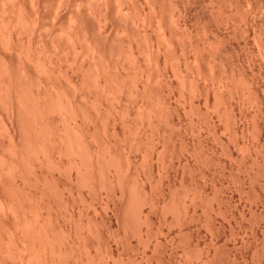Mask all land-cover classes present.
<instances>
[{
	"label": "bare ground",
	"instance_id": "obj_1",
	"mask_svg": "<svg viewBox=\"0 0 264 264\" xmlns=\"http://www.w3.org/2000/svg\"><path fill=\"white\" fill-rule=\"evenodd\" d=\"M216 1L219 5L217 10L223 9L225 4L228 5L227 0ZM260 1L262 0H248V4L257 10ZM180 4L176 0H0V264H6L7 261V264H89L93 260L92 255L89 254L91 244L88 245L87 241H90L93 233L97 235L100 229L98 223H95V219L87 215L85 219L81 218L83 219L82 227H78L80 229L78 230L74 225L72 214L61 215V218L56 215L58 206L57 202L54 201L53 194L56 191L61 192L68 189V187L73 189L74 186L79 194L83 193L84 187L90 192V190L98 191L104 186L107 192L116 199L111 204L107 201L105 206H112L111 209L115 211L120 224L127 229L136 218L139 240L147 243L152 240L151 238H154L153 243L156 242L157 244L156 236L152 235L155 233L152 228L153 218L151 219L149 212L145 213V208H143L142 203H139V200L149 202L151 209H157V211L165 209L166 211V208L172 204L174 189L172 185L166 183L164 184V188L167 185L165 189L168 193H166L164 188H160L163 187V184H160V187L157 185L160 180H163L164 175L160 177L159 174H156L157 176L155 175L152 180L155 188L159 187V190L157 189L158 196H156V191L154 193L151 189L153 187H150L152 183L150 186L148 184L152 181H149L151 169H149L150 166L146 160L149 161L153 154L164 160L169 152L178 150L183 146L179 144L176 149L175 145L171 144L172 138H175L172 135L175 133L177 122H175L174 117L175 107L168 98V84H171V81L168 79L169 77L167 78L165 61L176 60L174 61L177 62L174 64L175 68L172 69L179 76H181V66L185 67L191 64L190 67L197 71L198 77L186 74L184 79L180 77L181 80L178 78L177 81L182 87L188 85L185 87L190 89L186 93L189 94L187 95L188 98L194 97L192 92H198L197 94L204 93L205 101H207L209 96L206 88L208 87L200 84V80L204 76L208 78L209 72L202 66L206 62L204 60L202 62V59L206 58L203 56V52L206 51L204 45L208 46L209 43L210 50L214 49L213 51L224 47L221 41L220 44L223 47H220L217 39L215 43V34L213 33L211 36L210 28L207 29L206 23H201L200 29L198 28L206 43L203 44L204 41L197 40L194 36L195 32L192 34L190 30L188 31L186 16H183L185 15L184 11L183 15L181 12L185 8H182L183 5ZM235 5L238 4L235 3ZM222 6L224 7L221 8ZM238 8L236 9L235 6L236 10ZM113 11L116 16L113 15ZM244 14L246 16L247 13L244 11ZM167 15L171 17V20L173 19L172 26L165 19ZM155 22L157 34L154 32V36H152V32V35L148 32L152 25L146 27L144 23L155 25ZM154 25L153 27H155ZM63 30L64 33H62ZM153 37H155L156 44ZM186 47H190L191 50L193 59L190 61L188 59L190 54L184 55V48ZM190 50L188 51L187 48L185 53L190 52ZM222 50L224 49L219 50L218 53ZM214 53L216 52H211V59H208L211 61L209 63L213 64H207L210 67L216 64L219 66L221 63L220 59L222 58H216L221 53L213 57ZM139 55H143L144 61H141L142 63L139 61L143 58L141 56L140 59ZM216 60L217 62H215ZM68 62L69 67L67 66ZM195 62H202V65L194 64ZM226 63L223 62L222 64ZM220 66L222 72L220 68L218 69H220L225 91L215 89L216 95L212 99L217 100V102L223 101L225 106L227 85L230 84L228 78H232L231 81H234L232 83L240 82L239 91H235L238 92L236 94L239 98L242 96L244 98L248 92L253 93L254 87L249 82V77L244 68L242 73L230 70L231 74H228L230 77H227V65ZM159 76H161L160 80H158ZM190 83L194 84L191 85ZM254 94L257 95V93ZM109 100L111 104L115 102V105L109 106L106 110L107 107L105 106L110 104L106 102ZM87 103L90 106L91 103L98 104V108L95 109L94 107L97 106L93 107V105L91 108ZM226 110L224 108L222 113ZM112 112L114 116L111 115ZM117 117H122L120 122L127 123V125L122 123L128 129L125 128L128 132V134L126 132V136L129 137V133L135 135L133 137L131 134L133 137V139L130 138L131 141L130 139L126 140L127 137L123 135L126 141H130L129 145L126 144L128 142L125 143L128 145V149L123 150L116 147V136L113 134H116V131L123 127L120 125V118L117 119L119 124H115ZM139 126H141V133L145 137L142 134L136 136L141 131ZM143 126L153 128L152 132H148L151 135L160 131L161 128V134L156 133V136L158 134L159 137H154L155 140H161L162 142H158H161V145L164 143L163 145L166 147L163 146L162 148L165 147L166 149L158 150L157 142H154L155 140L154 143L149 141L153 135L148 134L150 137H147V133L143 132L146 127L143 128ZM101 129L103 132H107L109 138L101 134ZM121 130L125 132V130ZM154 130L156 131L154 132ZM260 135L261 132L259 131L258 136L260 137ZM147 141L152 143H150L152 149L148 147L149 151L146 149ZM133 146H137L138 150L140 148L147 153L144 155L146 160L140 161L139 159L142 171L147 168L146 177L144 173L140 177L137 167L138 160L132 154ZM195 146H190V149L196 151L198 147L195 148ZM131 147L133 148L131 149ZM197 154H199L197 157L202 159L200 149ZM166 159L168 158L166 157ZM159 168L161 169V167ZM62 175L69 176L71 182L67 181L69 178L63 181ZM147 178L148 183L145 181ZM192 189L193 199L197 202L206 205L209 200L212 201L213 190H211L212 192L207 191L205 186L201 187V185ZM85 194H80L82 199L87 197ZM189 207L188 204L183 203V213L181 212L183 216L179 215L178 220L185 222L187 214H189L187 211ZM176 213L174 212V214ZM202 215V221L211 233L213 228L210 223L211 220L208 218L209 214L205 212ZM132 216L135 218L133 217V219ZM174 216L176 218V215ZM181 222L177 223L180 224ZM206 232L208 233V230ZM183 235L187 238V234L184 233ZM209 243H214L211 237ZM156 244L152 248L153 254L155 253V258L153 257L152 260L154 264H161L157 258L159 249ZM208 247L206 246L205 250L202 249V252L199 249L200 252L196 253L198 258L193 264H215L216 248L213 247L214 250L211 251V245ZM113 255L114 253L111 251L107 253L103 259L106 264L119 263V257L115 258L116 255ZM148 256L152 257V255ZM148 261L147 263H149Z\"/></svg>",
	"mask_w": 264,
	"mask_h": 264
},
{
	"label": "rangeland",
	"instance_id": "obj_2",
	"mask_svg": "<svg viewBox=\"0 0 264 264\" xmlns=\"http://www.w3.org/2000/svg\"><path fill=\"white\" fill-rule=\"evenodd\" d=\"M176 1L178 3H181L180 5H183L182 8L186 9V10L185 9L183 10L180 7V9H182L181 10L182 15H183V11H184L185 15H183V16H186L185 20H187L186 22L188 25V31L190 30V32H192V34L195 32L194 33V36H196L195 38L197 40L200 39V41L201 40L204 41L203 44H205L206 42L202 36L203 34L199 33L200 32L199 26L201 23L202 24L206 23L207 29L210 28L209 32H210L211 36L213 35V33L215 34L214 35L216 37V38L214 37L215 43H216V39H217V40H219V45H221L220 44V41H221V43L223 44L224 47L222 45L220 47H223L221 49H224V50H222V52L221 51L219 52V53H221V55H220L218 53V51L221 49H219L217 51H213L214 49L210 50L211 46H209L210 44L207 42L208 46H206V44H205L204 45L205 48L203 47L206 50L203 52V56H205L206 58H203V56H202L203 59L201 58L202 62H203V60L206 61V62H204L205 64L202 65L201 64L202 62H200V63L195 62L194 63V64H198V65L201 64L202 66L205 67L206 70H208L210 72V73L208 72V78L206 76H204L205 78L202 76L203 79H201V80L199 79L200 84H202V85L204 84V86L208 87L206 89H208L207 94L210 97V98L208 97L209 101L208 100L205 101L206 97H204L205 96V95H203L204 93L197 94L198 92L197 93L192 92V94H194L193 95L194 97H192L190 95L192 98L191 99L188 98L187 95H189V94H186V93H188L190 91V89L188 88L189 89V91H188V89L185 88V87H188V85L187 86L184 85L182 87L180 85L179 81H177V79L180 77H182V79H184V75H186V74H190L194 77L197 76V71H195V69H192L190 67L191 64H188L185 67L181 66L182 71L180 73L181 76H179V74L178 75L175 74V71L173 70L175 68L174 64L177 63V62H174L176 60L173 59V61L171 60V62L169 60L165 61V66L167 67V71L165 70L167 72L166 73L167 78L169 77L168 79L171 81V84H168V90H169L168 98L171 100L173 106L175 107L174 108V110H175V116L174 117H175V122H177V124L175 126V130H174L177 136L174 133L172 136H175V138L171 137L172 143L171 142L170 143L172 145L174 144L176 149L178 148L179 144H181L183 146L185 145V146L184 147L182 146L181 148H178V150L173 151L174 153L169 152L168 155H166V157L168 159H166V157H165V159L163 160V159H161L160 156L153 154L151 159H149V161L146 160V156H144L147 154L145 151H144L145 152L144 153L143 150L140 148L138 150L137 146H136L137 148L134 146H133L134 148L131 147V149L133 148L132 154L136 156L138 163H139V159H140V161L144 159V160H146V162H148L147 164H149L148 166H150V168L149 167L148 168L151 169L150 170L151 175H150L149 181H152L156 174H159L160 177H162L164 175L162 177L163 180L162 181L160 180V183L158 182L157 185H159V187H160V184H163V187L161 186L160 188H164V186H165L164 184L167 183V185L168 184L172 185L173 189H174L173 190L174 194L172 193V196H174V197H172V200H171L172 204L170 205L169 208H166V211H165V209H163L164 211L161 210L162 212L160 210L157 211V209H153V208L151 209V205H149V202L143 201L144 202L143 203L142 200H139V203L140 204L142 203L143 208H145L144 209L145 213L149 212L151 219L153 218L152 219V228H153V231L155 233H152V235L156 236L157 244H156V242L153 243L154 238H151L152 240L147 242V243L139 240V232L137 230L138 222H136V218L134 216H132V218L133 217L135 218L134 222H132V224H130V226H128L127 229L120 224V221L118 220V218L115 214V211L113 209H111L112 206L111 205H109V206L106 205L107 207L105 206L107 201H109L111 204L116 199L114 196L112 197L107 192V189L104 186H103V188H101L98 191L97 190L96 191L90 190V192H88V189L86 190V187H84V186H83L84 189L82 190L81 189L82 187L80 186V189L82 190V192L84 194L88 193V194H85V196L87 195V197L84 196L85 199L87 198L86 200L84 198L83 199L81 198L82 195L80 196V194H83V193L79 194L78 193L79 191L77 189H75L76 188L75 186H74L75 188L73 187V189L72 188L70 189V187H68V189H64L65 191L64 190L61 191L63 193L56 191L53 194L54 201H55V203L57 202L56 204L58 206L56 208V215L57 216L59 215L58 217L61 218V215L63 216L64 214H72L74 225L76 226V228L78 230H80L79 228L82 227L81 224L83 222V219H85V217H87V216L94 218L95 223L96 224L98 223L97 225L100 229L97 232V235L93 233V235H91L90 241L89 240L87 241L88 245L91 244V248L89 247L90 248L89 254L92 255L91 258L93 259L90 261L91 264H106V262L103 259H105L107 253H109L110 251L114 253L113 256L116 255L115 258L119 257L118 261L119 260L120 261L118 264H122V263L123 264H128V263L129 264H152L153 263L152 259H153V257L155 258V256H154L155 253L153 254L152 248L155 244H156V247L159 249L157 251V253H158L157 258L159 259L161 264H193L196 262V260L198 258L196 253H198L199 249H201V252H202V249L205 250L206 246L208 247L209 245H211V248H210L211 251H212L213 247H214V249L216 248L217 255L215 258V264H264V262H263L264 261V217H263L264 216V194H263L264 193V162H263L264 161V141H263V139H264V17H263L264 16V0L260 1L261 3H259V9H257V10H255V8L251 6V4L250 5L248 4V0H237V1L227 0V4L229 5V7H228V5L225 4L224 5L225 7L222 6L221 8L224 7L226 9L223 8L220 10V8H219L218 10L220 12L217 10V7L219 5H218V2L216 0H213V2H211V0H176ZM228 1H229V3H228ZM243 1H245V2L243 3ZM246 1H247L248 5L246 4ZM206 2H208V3H206ZM235 3L238 5H235ZM239 4H240V7L243 8L242 10L240 7H239L240 10L238 8ZM209 5H211V6H209ZM235 6H236V9L238 8V10L235 9ZM246 6H248V7H246ZM199 7H201V8H199ZM210 10H211V12H210ZM244 11L247 13L246 16L244 14ZM112 13H114V11ZM226 14H227V16H226ZM113 15L116 16L115 13ZM218 15H219V17H218ZM222 15H224V16H222ZM247 15H248V17H247ZM167 16L165 19H166V21H168L167 23H171V26H172V22H173L172 20L173 19L171 20L170 19L171 17H169V16L167 17ZM249 16H250V18H249ZM221 17H222V19H221ZM225 17H227V18H225ZM195 21L197 22V24ZM144 24L146 27H149L152 25L151 26L152 28L150 27L151 29L149 28L150 30L148 29V32L150 34L152 32L153 35L152 34L151 35L154 36V32L156 33V29H157L156 28V26H157L156 22H155V25L153 23L147 24L148 26L146 25V23H144ZM153 25L155 27H153ZM153 29H155V30L152 31ZM157 32H158V30H157ZM62 33H64V30ZM200 36H202V37H200ZM153 38H154L153 41L156 44L155 37H153ZM224 39H225V41H224ZM215 43H214V46H215ZM206 47H208V48H206ZM187 48L189 51L190 47H186L184 49L186 50ZM212 48H215V47H212ZM185 50H184V55L190 54V55H188V57H189L188 59L190 61L191 59H193L191 56V50L188 53H185ZM240 50H241V52H240ZM210 51L216 52L212 55L213 57H214V55H218V54L220 55V56L218 55L216 57V58H222V59H220L221 60L220 65H222V66L227 65V77H230L229 76L231 74L230 70L234 71V72L237 71V72L242 73L244 71L242 69L244 68L246 71L245 72L246 75L249 77V82H251V84L254 87L253 93L248 92V94L246 93L244 98H242L243 96L241 98H239L236 94L238 92H235V91H239L238 89L240 86L239 85L240 82L238 83V81H236L237 83L236 82L232 83V82H234V81H231L232 78H228V80L230 81V84L228 83V85H227L228 86L227 87L228 92H227V101H225V103H224L225 106L223 105V101L217 102V100L212 99L213 96L216 95V93H214V92H216L215 89L218 88L220 91H223V92L225 91V89H223L224 86H223V82H222L221 76H220V74H221L220 69L222 72V68H220L221 66L220 65H219L220 67L216 66V65H218L216 63H215L216 64L215 66H211V67L209 65H207V64L213 65L212 63H209L211 61L208 60V59H211L210 58L211 57ZM261 51H263V52H261ZM141 52H140V54L144 55V53H141ZM207 52H208V54H207ZM206 54H207V56H206ZM143 55H141L142 58H143ZM160 55L161 56L163 55L161 53V51H160ZM141 56L139 57L140 59H141ZM224 56H225V58H223ZM145 59H147V58L145 57ZM223 59H224V61H222ZM141 61H144V58H143V60H140L139 62H141ZM147 61H148V59H147ZM215 62H217V60ZM223 62L224 63L227 62V63L223 65L222 64ZM191 63H192V61H191ZM63 64H64V62H63ZM181 64L186 65L183 63H181ZM69 65L70 64L68 62L67 66L69 67ZM206 67H208V68L210 67V68L208 69ZM212 67H214V68H212ZM218 68H220V69H218ZM199 77L201 78V76H199ZM160 79H161V76H159L158 80H160ZM180 80H181V78H180ZM231 83H232V85H231ZM192 84H194V83H192ZM215 84H217V85H215ZM230 90H231V93H230ZM254 93H257V95ZM193 98H195V99H193ZM257 98H258V100H257ZM106 103H110V100ZM211 103H213V104H211ZM191 104L194 108L191 106ZM92 105H93V107L97 106V107H94L95 109L98 108V104H92L91 103V106ZM111 105H115V102L112 104L111 103L108 104V106H105V107H107L106 110ZM260 105H261V107H260ZM88 106L91 107L90 104H88ZM198 106H199V108H198ZM223 107L226 108L228 111L226 110L227 112L225 111L224 113H222V110H224ZM109 112H111V111H109ZM255 113H256V115H255ZM111 115L114 116L113 112ZM117 116H119V115H117ZM228 116H230V117H228ZM252 116H254L255 118ZM115 117H116V115H115ZM119 118H120V120H119ZM119 118L118 117L115 118V124L116 125H118L119 122L122 121L121 120L122 117H119ZM117 119L119 120V122ZM252 119H253V121H252ZM122 123L127 125V123L120 122L121 127L123 125ZM126 125H123V127L121 128V129L125 130V132H123L121 129H119L116 131L117 135L115 133L113 134V136H116V138H115L116 147L123 149V150L129 148L127 146L129 145L131 139H133V137L135 136L132 133H129V135H130L129 137H128V135L126 136V132H127L126 131V129H127ZM117 127H119V126H117ZM139 127L141 130V126H139ZM145 127L143 126V128H145ZM177 128H178V133H177ZM258 129L261 132L260 137L258 136V132H259ZM102 130L103 129H101V131ZM149 131L152 132L153 128H151V127L147 128L146 127V130L143 129V132L147 133L146 134L147 137H150L153 135V134L152 135L149 134L150 133ZM155 131L156 130H154V132ZM160 131H161V128H160ZM160 131H156L154 133V135L152 136V138H149L150 140L149 139L148 140L153 142L155 140V137H157V138L159 137L158 134L156 136V133H158V132L160 133ZM122 132L125 134H123ZM141 132H142V130L139 131L138 132L139 135L137 134L136 136H140L142 134ZM145 133H144V135H145ZM101 134L104 137L109 138L106 131H104V132L102 131ZM127 134H128V132H127ZM131 134L133 135V137ZM123 135H125L127 137L126 140L131 138L130 141L129 142L126 141L124 138L125 136H123ZM142 136H143V134H142ZM166 136H167V133H166ZM120 137H122L121 140H118V139H120ZM143 137H145V136H143ZM122 139H124L125 141ZM156 140L154 142H157L158 150L166 149L165 148L166 146L163 145L164 143H162V145H161V142H162L161 140H159V139L157 141ZM117 141H119V142H117ZM149 141H147V145H146V147H147L146 149H148V151L150 150L149 148H151L150 146L152 144ZM158 141H161V142H158ZM170 141H171V139H170ZM126 142H128V143H126ZM125 143L128 145H126ZM197 143L199 146L197 145ZM192 144L194 146L196 144L195 148L198 147V149L196 151H193L190 149V146H193ZM255 144L256 145L258 144V145L256 146ZM166 145H168V144H166ZM163 146H165L164 149L162 148ZM170 147H172V146L170 145ZM260 147H261V149H260ZM252 148H253V150H252ZM199 149H200L201 154H202L201 155L202 159H200V157H197L199 155V154H197V151ZM244 149H245V151H244ZM140 150H142V151H140ZM252 151H254V152H252ZM260 152H262L263 154ZM224 154H226V155H224ZM259 154H260V156H259ZM203 156H204L205 160H204ZM255 156L257 157V159ZM137 167L139 168L138 172L140 174V177L143 176V173H144V176L146 177L147 174L145 175V173H148V171H146L147 168H145L142 171L140 163L138 164ZM159 167H161V169ZM162 168H164V169H162ZM158 169H160V170H158ZM151 172L154 174H152ZM156 172H158V173H156ZM174 174H176V175H174ZM64 176L65 175H62V177H61V179L63 181L67 180L69 178L67 181L71 182V181H69L71 179L69 176H65V177ZM200 178H202V179H200ZM203 178H204V180H203ZM146 180H148V178L145 179V181ZM72 183H74V182L72 181ZM150 183H152L151 186H150ZM148 184L150 187H153V188H151L152 191L154 193L156 191V196H158L157 189L159 187H157V189H156L155 188L156 186L154 185L153 181L149 182ZM167 185H166V187H167ZM198 185H201V187L205 186V189L207 191L210 190V192H212L211 190H213L214 195H213V193H212L213 196L211 195L212 201L209 200V203L206 205H202L201 203L197 202V200L193 199V196H192L193 195V189L192 188H194L195 186L198 187ZM165 192L168 193L166 189H165ZM55 199H57V200H55ZM182 202L185 204H188V206H190L187 210L189 214H187V219H186L187 221L185 220V222H183V221L181 222L180 220L177 219V217L183 216V214H182L183 213V211H182L183 203ZM190 202H192V203L190 204ZM210 202H211V204H210ZM137 203H138V201H137ZM192 207H193V209H192ZM65 209H68V210H65ZM202 209H203V211H202ZM205 209H206V211H205ZM93 211H94V213H92ZM155 211H157V212H155ZM174 212L175 213L177 212V213L174 214ZM202 212L204 214H205V212L207 214H209L208 218H209V220H211L210 223H211L212 228H213L210 231L212 233V236H211V233H209V229L205 227L204 222L202 221V216H203ZM213 212H214V214H213ZM134 215L136 216V213ZM155 215H156V217H155ZM164 215H166V216L163 217ZM174 215H176V218ZM190 215H191V217H190ZM81 218H83V219H81ZM114 219H117V220H114ZM175 220H178V221H175ZM177 222L178 223L181 222V223L178 224ZM183 223L185 226L183 225ZM203 227L206 229H204ZM120 228H122V229H120ZM181 228H182V231H181ZM178 229H180V230H178ZM183 229H184V231H183ZM207 230H208V233L210 234L209 236L207 235L208 234L206 232ZM126 231H127V233L125 234ZM184 233L187 234V238L184 237V235H183ZM117 236H120V237H117ZM190 236H192V237H190ZM210 237L212 238V242H214L213 244L215 246L213 244L209 243ZM214 238H215V240H214ZM184 239H186V240H184ZM151 243H153V244L151 245ZM219 245H221V246H219ZM96 247H97V249H96ZM251 252H252V254H251ZM148 255H152V257L148 256ZM140 256L142 257L141 259H140ZM147 261L149 263H147ZM9 262H11V261H9ZM7 263H8V261H7ZM11 263H13V262H11Z\"/></svg>",
	"mask_w": 264,
	"mask_h": 264
}]
</instances>
